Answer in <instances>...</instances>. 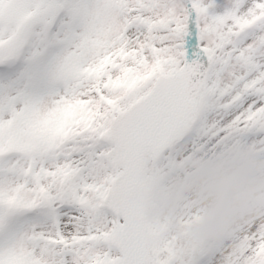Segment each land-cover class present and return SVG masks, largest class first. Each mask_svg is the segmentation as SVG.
Instances as JSON below:
<instances>
[{"label":"snow or ice","instance_id":"obj_1","mask_svg":"<svg viewBox=\"0 0 264 264\" xmlns=\"http://www.w3.org/2000/svg\"><path fill=\"white\" fill-rule=\"evenodd\" d=\"M225 139L264 155V0H0V264H264V209L143 195Z\"/></svg>","mask_w":264,"mask_h":264},{"label":"rangeland","instance_id":"obj_2","mask_svg":"<svg viewBox=\"0 0 264 264\" xmlns=\"http://www.w3.org/2000/svg\"><path fill=\"white\" fill-rule=\"evenodd\" d=\"M146 195L170 222L191 211L195 219L189 230L213 235L240 216L264 209V155L230 139L183 152ZM214 207L222 218L214 229L201 230Z\"/></svg>","mask_w":264,"mask_h":264},{"label":"clouds","instance_id":"obj_3","mask_svg":"<svg viewBox=\"0 0 264 264\" xmlns=\"http://www.w3.org/2000/svg\"><path fill=\"white\" fill-rule=\"evenodd\" d=\"M222 218V214L219 212L218 209H216L215 207L213 208V210L211 211L209 218L206 219L202 225H201V230L203 231H210L212 229H214L219 220Z\"/></svg>","mask_w":264,"mask_h":264},{"label":"water","instance_id":"obj_4","mask_svg":"<svg viewBox=\"0 0 264 264\" xmlns=\"http://www.w3.org/2000/svg\"><path fill=\"white\" fill-rule=\"evenodd\" d=\"M143 195H144V197H145V199H146V194H145V191H144Z\"/></svg>","mask_w":264,"mask_h":264}]
</instances>
